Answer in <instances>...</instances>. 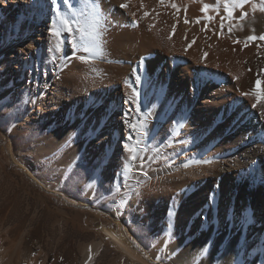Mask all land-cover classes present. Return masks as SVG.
Wrapping results in <instances>:
<instances>
[{
	"label": "bare ground",
	"instance_id": "obj_1",
	"mask_svg": "<svg viewBox=\"0 0 264 264\" xmlns=\"http://www.w3.org/2000/svg\"><path fill=\"white\" fill-rule=\"evenodd\" d=\"M70 2L75 15L62 0L61 10L85 27L100 17L102 54L85 51L91 37L50 33L53 20L60 24L52 0H0V108L15 97L29 104L19 121L26 129L39 117H50L49 127L60 123L37 158L65 165L89 159L97 169L93 187L103 179L135 191L141 220L154 228L149 253L132 242L123 212L101 211L94 219L99 240L81 246L85 261L106 243L134 264H157L161 254L165 264H264V99L253 108L256 98L241 95L253 88L264 95V41L245 47L247 36L264 35V0H235L243 7L231 18L224 0H83L81 14ZM140 54L145 73L137 91ZM161 62L151 82L148 65ZM125 144L135 146V159ZM134 164L136 180L128 183ZM5 210L0 205V235L13 230Z\"/></svg>",
	"mask_w": 264,
	"mask_h": 264
},
{
	"label": "rangeland",
	"instance_id": "obj_2",
	"mask_svg": "<svg viewBox=\"0 0 264 264\" xmlns=\"http://www.w3.org/2000/svg\"><path fill=\"white\" fill-rule=\"evenodd\" d=\"M75 1V6L79 12L80 3L83 0ZM64 9L63 11L67 14V10ZM79 14L81 13L79 12ZM67 17L74 19L70 16ZM79 21L82 24L81 17H79ZM90 24L91 22L88 25ZM58 27L66 31L68 37H81L76 24H73L71 32L60 24ZM23 31V28H20L19 36ZM81 38L79 39L81 40ZM89 38L84 37L82 39L87 41ZM2 41L0 40V45ZM143 58L140 54L138 56L140 62H137V65L132 63L134 65L132 68L135 69V65L137 68L134 76L136 88L139 89L137 91L141 90L139 87L140 80L145 73L143 71L145 68V64L142 62ZM178 60L179 58H177ZM164 66V62L159 65L156 64V67L155 65H148V76L151 82L156 70L161 72ZM132 68L131 71L133 72ZM137 75H140L139 77L142 75L138 82L135 79ZM151 82L150 88L153 86ZM1 84L0 82V95L4 90ZM155 85L157 84L154 83ZM22 101L16 102L15 97H12L8 104L0 108V135L3 131L8 136L7 140L0 138V205L6 207L5 213L9 215L8 224L13 226V230L8 235L5 233L0 235V241H3L2 247L0 246V264H84V262L85 264L87 262V264H134L113 245H106V243L101 245L98 255L94 256L92 260L93 262L85 261L83 246L92 243L94 240H99V237L94 233L96 230L94 219L101 211L108 213L111 211L123 212L124 223L133 234L132 242L135 246L141 247L147 255L153 246L152 232L154 228L141 220L142 212L134 205L133 193L135 191L132 188L116 189L114 185H110L109 181L107 183L103 179L98 182L96 188L93 187L92 182L97 169L91 165L89 159L80 162L72 161L65 165L50 157L37 158L35 155L38 148L47 143L48 133L55 132L60 123L51 124L49 127L47 123L51 121L50 117L48 119L39 117V120L31 118L34 121L26 129L19 124V121L22 113L28 110L29 104ZM143 115V112L140 113L138 118L142 119ZM136 129H132L135 135L137 134ZM135 135L134 137L137 138ZM39 138L42 139L41 142L38 141ZM9 143L13 144V152L8 149ZM18 157L19 160L22 159L23 161H16ZM101 165H99L100 169L102 168ZM135 167V164L132 165L131 171L126 174L124 181L130 183L136 180L135 173L139 169H137L138 166ZM119 190L121 191L119 192ZM2 225L3 223L1 227H3ZM228 238L227 236L224 239L228 240ZM18 241L20 242L18 243ZM161 255L156 258L157 264H165L168 261L165 254Z\"/></svg>",
	"mask_w": 264,
	"mask_h": 264
},
{
	"label": "snow or ice",
	"instance_id": "obj_3",
	"mask_svg": "<svg viewBox=\"0 0 264 264\" xmlns=\"http://www.w3.org/2000/svg\"><path fill=\"white\" fill-rule=\"evenodd\" d=\"M159 2L161 4L165 3V0H159ZM63 5L67 6L68 10L73 11V15H75L74 10H73V6L70 2V0H62ZM52 5H53V10L55 12L56 17L59 19V23L60 25H62L67 31L71 32L72 31V26L73 24H76L78 27V30L81 34V37H91V41H92V46L91 47H86L85 51L86 52H91L93 50H95L97 52V54H102V48L100 47V45L96 42L99 38V36L101 35V33H99L98 28L100 25V17L98 15H94L93 16V22L87 26V28L82 25L79 21V19H70L66 16L65 12H63L61 10V3L60 0H52ZM171 6L173 8L176 7V5L173 3L171 4ZM121 8H126L127 4H121L120 5ZM210 6L208 4H205L202 8L201 11L202 12H206V10L209 8ZM236 7H243L242 3H235V0H232V4L230 5L229 0H224V10L227 12V15L229 18H231L233 16V12H234V8ZM261 11H264V7H261L260 9ZM133 15H135L133 13ZM145 16L148 15L147 12H145L144 14ZM246 15V14H245ZM206 19L208 20H212L213 17L211 16H205ZM243 18V17H242ZM187 23V20L185 21ZM197 23H199V19H197L196 21ZM134 26H137L134 24ZM175 28V25H173V29ZM221 29H223V23H221ZM50 33L53 36L59 37L61 32L59 27L57 26V21L53 20L52 23V27L49 29ZM229 31H231V27L229 28ZM262 40L264 41V35H260V36H256V35H249L246 38V42H245V47L248 46L249 41H254V40ZM234 43H239V41H234ZM57 49H59V44H57ZM207 54L205 53V56ZM81 59H85V57H81ZM264 71V70H262ZM140 79L139 76L136 77V81L138 82ZM238 79V77H237ZM124 83L127 87H129L131 89V95L129 97V99L135 100L136 97L138 96V93L135 89V87H133L132 82H130L129 80L125 79ZM261 83L260 79L257 78L256 79V84L259 85ZM241 95L243 96H254L256 98V103L252 104L253 108L258 107V105L261 104V100L264 99V95H262L261 91L258 88H253L251 89L250 92H242ZM138 110V109H137ZM260 116L261 118H264V106H261V111H260ZM130 128H132L133 130L136 129L137 125L135 124H130L129 125ZM129 139L131 140L132 138L129 137ZM124 148L130 152L133 153L132 155V159H135V146L134 145H129V144H125ZM204 163H208L207 161H204ZM89 251H91L90 247H89ZM91 259V255H89V260Z\"/></svg>",
	"mask_w": 264,
	"mask_h": 264
}]
</instances>
